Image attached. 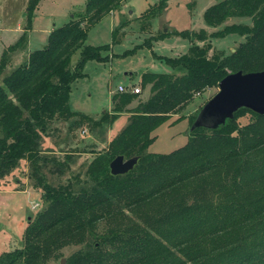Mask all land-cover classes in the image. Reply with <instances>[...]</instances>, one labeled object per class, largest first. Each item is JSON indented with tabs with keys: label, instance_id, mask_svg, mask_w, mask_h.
Wrapping results in <instances>:
<instances>
[{
	"label": "trees",
	"instance_id": "obj_1",
	"mask_svg": "<svg viewBox=\"0 0 264 264\" xmlns=\"http://www.w3.org/2000/svg\"><path fill=\"white\" fill-rule=\"evenodd\" d=\"M125 1L87 0L83 14L54 28L45 47L2 78L0 180L26 160L45 206L28 219L23 247L2 253L0 264H49L62 248L83 246L89 239L88 247L71 254L65 264H264V115L240 109L216 130L189 132L187 142L168 154L147 152L154 131L195 95L218 87L229 73L264 70V0H221L203 13L205 24L214 29L231 18H248L250 24L224 25L209 34L204 29L162 31L146 40L144 46L150 48L152 41L175 35L191 45L179 56H155L175 72L144 73L140 85L149 87L146 100L127 109L138 94L116 93L111 111L92 120L71 111L72 84L84 78L87 61L109 60L102 52L111 45L94 47L85 41L89 29ZM168 1L150 6L139 18L142 25L161 16ZM38 2L28 0L27 21ZM120 29L122 25L112 31V44ZM229 35L243 40L229 54L209 56L211 39ZM23 40L3 51L0 75L7 55ZM140 47L111 58L132 55ZM76 52L79 58L71 65ZM122 112L131 114L129 121L88 163V187L74 191L40 176V163L49 161L42 141L50 123L71 120L70 127H76L89 121L94 128L103 127ZM246 115L250 121L239 125ZM118 156L138 161L126 174L114 176L109 164Z\"/></svg>",
	"mask_w": 264,
	"mask_h": 264
},
{
	"label": "rangeland",
	"instance_id": "obj_2",
	"mask_svg": "<svg viewBox=\"0 0 264 264\" xmlns=\"http://www.w3.org/2000/svg\"><path fill=\"white\" fill-rule=\"evenodd\" d=\"M86 1L39 0L31 20L27 21L28 0H0V57L4 47L17 42L21 35L20 32L25 30L27 35L23 51L27 53L42 49L47 44L50 30L65 25L72 16L83 14ZM219 1L221 0H169L164 12L158 17L156 25L154 26L153 20L150 26H143L139 18L145 8L144 0H126L119 9L113 11L112 15L104 16L89 29L85 44L94 47L111 45L108 50L102 52V56H108L111 60L106 62L90 60L85 63L84 78L72 84L70 109L88 115L92 120H97L103 111H111V94L112 96L116 94L117 86L123 84V86L140 87L141 89L137 99L127 109L133 108L139 101L146 100L149 87L142 89L140 85V79L144 73L171 74L175 72L155 56H179L188 52L191 45L189 39L173 35L164 40L152 41L150 48L144 46L146 40H153V36L156 37L162 31L180 32L204 29L209 34L222 29L224 25L250 24L248 18H231L215 29L207 26L203 20V13L209 6ZM120 25L123 29L118 31L117 42L112 44V31ZM242 40L236 35L212 38V49L209 51V56L217 52L229 54ZM197 44L202 46L204 43L197 42ZM139 45L143 47L138 48L132 55L111 58ZM18 55L20 54H17V59H12L11 54L7 55L6 68L0 75V84L3 76L10 73L7 71H12V68L14 69L24 60L25 55ZM78 58L79 53L76 52L71 58V65H74ZM217 91V87L210 88L195 95L185 109L159 126L153 133L155 141L147 152L168 154L182 147L188 139L190 117L196 115ZM130 115L129 112H122L113 123L96 128L91 126L89 121L76 127H70L71 120L50 123L46 134L50 137L51 143L56 145L57 152L60 154H49L48 151L52 148L46 149L47 153L44 155L49 157V161L40 163V176L53 186L69 185L74 191L88 187L85 181V170L88 163L96 154L105 149L102 141H106L108 135L118 134L125 126L119 118L127 120V124ZM95 116L98 117L95 118ZM249 121L250 116L246 115L240 118L238 123L243 126ZM43 148L44 145L42 150ZM36 178L28 162L22 160L9 175L0 180V255L23 247V234L28 219L33 218L45 206ZM35 204L38 206L34 208ZM92 241L93 239H89L88 243L83 246L70 245L62 248L59 256L49 264H59L62 260L65 264L71 254L81 248H87Z\"/></svg>",
	"mask_w": 264,
	"mask_h": 264
},
{
	"label": "water",
	"instance_id": "obj_3",
	"mask_svg": "<svg viewBox=\"0 0 264 264\" xmlns=\"http://www.w3.org/2000/svg\"><path fill=\"white\" fill-rule=\"evenodd\" d=\"M217 89L215 95L197 113L189 132L198 128L216 130L233 119L240 109L264 115V70L229 73L218 83ZM137 161V158L125 160L118 156L109 164L110 173L114 176L124 175ZM61 264H64L63 260Z\"/></svg>",
	"mask_w": 264,
	"mask_h": 264
},
{
	"label": "crops",
	"instance_id": "obj_4",
	"mask_svg": "<svg viewBox=\"0 0 264 264\" xmlns=\"http://www.w3.org/2000/svg\"><path fill=\"white\" fill-rule=\"evenodd\" d=\"M158 2V0H144V10H142V12H141V14H140V16L150 7V6H152V5H154L155 3H157ZM169 2V1H168ZM124 3V2H123ZM122 3V4H123ZM122 6V5H121ZM120 6V7H121ZM114 12H112V13H110L109 15H112ZM160 17V16H159ZM158 18H156V19H154V22H153V24H154V26L156 25V23L158 22ZM28 28H29V26H28ZM57 28V27H56ZM54 29V28H53ZM53 29H51L50 30V32L53 30ZM152 31H154V29H152ZM50 32H49V34H50ZM151 32V31H150ZM20 37H19V39L22 37V36H24V43H22L21 44V46L17 49V50H15L14 52H12L11 53V57H12V59H17L18 57H17V54H22V55H25L24 56V60L19 64V65H17L16 67H18V66H20V65H22V64H24L25 62H27V60H28V57H29V55H30V53L31 52H24L23 51V46H24V44H25V42H26V35H27V31L25 30V31H21L20 32ZM18 42V41H17ZM17 42H15L14 44H16ZM14 44H10V46H12V45H14ZM9 46V47H10ZM8 47H4V49H3V51L5 50V49H7ZM38 50V49H37ZM18 51V52H17ZM35 51V50H34ZM16 52H17V54H16ZM33 52V51H32ZM2 55V54H1ZM20 55H18V56H20ZM11 57H10V59H11ZM109 60H111V59H109ZM11 68V66H8V68ZM15 67V68H16ZM14 68V69H15ZM12 70H13V68H12ZM7 72H11V70H8ZM124 85V84H123ZM125 87H127L126 85H125ZM117 93V92H116ZM114 94V93H113ZM111 97H112V94H111ZM111 97H110V102H111ZM69 105H70V103H69ZM111 106H112V102H111ZM111 106H110V108H111ZM109 108V109H110ZM72 111V110H71ZM108 111V110H107ZM100 116V115H99ZM96 117H98V116H95V118ZM119 119H122V123H125V125H126V122H127V120H125V119H123V118H119ZM117 135V134H116ZM116 135H108L107 136V139H106V141L104 140V141H102V145H103V148L104 147H107V145H108V143L116 136ZM47 134H45L44 136H43V141H44V143H43V141H42V146L44 145V152L46 151V149H48V148H52V149H50L49 151H48V153L49 154H52V155H55V154H60L59 152H57V148H56V145L54 144V143H51V139H50V137L49 136H47ZM96 142H98V141H96ZM96 142L94 143V144H96ZM54 144V145H53ZM105 145V146H104ZM55 151V152H54ZM47 152H45V154H46ZM5 190H7V189H5ZM3 191H4V189H3ZM1 192V191H0Z\"/></svg>",
	"mask_w": 264,
	"mask_h": 264
},
{
	"label": "built area",
	"instance_id": "obj_5",
	"mask_svg": "<svg viewBox=\"0 0 264 264\" xmlns=\"http://www.w3.org/2000/svg\"><path fill=\"white\" fill-rule=\"evenodd\" d=\"M129 92L131 94H139L141 92L140 87H125L123 85H118L117 86V93H126ZM199 95V94H197ZM38 205L35 204L34 208L37 207Z\"/></svg>",
	"mask_w": 264,
	"mask_h": 264
}]
</instances>
